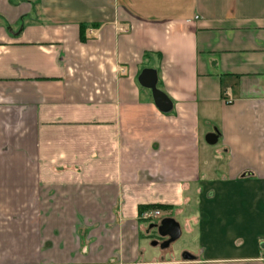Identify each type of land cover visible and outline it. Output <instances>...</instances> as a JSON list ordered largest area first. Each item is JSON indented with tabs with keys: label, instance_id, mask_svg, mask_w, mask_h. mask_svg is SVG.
<instances>
[{
	"label": "crops",
	"instance_id": "1",
	"mask_svg": "<svg viewBox=\"0 0 264 264\" xmlns=\"http://www.w3.org/2000/svg\"><path fill=\"white\" fill-rule=\"evenodd\" d=\"M0 264H264V0H0Z\"/></svg>",
	"mask_w": 264,
	"mask_h": 264
},
{
	"label": "water",
	"instance_id": "2",
	"mask_svg": "<svg viewBox=\"0 0 264 264\" xmlns=\"http://www.w3.org/2000/svg\"><path fill=\"white\" fill-rule=\"evenodd\" d=\"M138 83L141 87L149 89L153 102L157 109L163 113H167L171 109V101L169 98L157 88V75L155 70L144 69L138 76ZM217 140V136L213 133L207 134L205 141L209 145H213ZM153 228L157 235L165 240L159 244L161 249L167 248L172 242L180 237L179 224L172 218L166 217L160 220L158 224H154ZM157 242H152V246H156Z\"/></svg>",
	"mask_w": 264,
	"mask_h": 264
},
{
	"label": "built area",
	"instance_id": "3",
	"mask_svg": "<svg viewBox=\"0 0 264 264\" xmlns=\"http://www.w3.org/2000/svg\"><path fill=\"white\" fill-rule=\"evenodd\" d=\"M160 215V212L158 210H148L144 211L141 214V218L145 220H152L154 218H157Z\"/></svg>",
	"mask_w": 264,
	"mask_h": 264
},
{
	"label": "rangeland",
	"instance_id": "4",
	"mask_svg": "<svg viewBox=\"0 0 264 264\" xmlns=\"http://www.w3.org/2000/svg\"><path fill=\"white\" fill-rule=\"evenodd\" d=\"M152 238H156V235H152ZM160 241V240H159ZM182 247V239H178L177 241H175L174 243H172L170 245V249H172L173 251H178L180 252V249ZM154 250H157V252H160V248H154Z\"/></svg>",
	"mask_w": 264,
	"mask_h": 264
},
{
	"label": "flooded vegetation",
	"instance_id": "5",
	"mask_svg": "<svg viewBox=\"0 0 264 264\" xmlns=\"http://www.w3.org/2000/svg\"><path fill=\"white\" fill-rule=\"evenodd\" d=\"M155 239H157V241L160 240V243L163 242V241L165 240L164 238H161V237H159L158 235L156 236ZM183 255H184V254H183ZM183 255H182V256H183Z\"/></svg>",
	"mask_w": 264,
	"mask_h": 264
},
{
	"label": "trees",
	"instance_id": "6",
	"mask_svg": "<svg viewBox=\"0 0 264 264\" xmlns=\"http://www.w3.org/2000/svg\"><path fill=\"white\" fill-rule=\"evenodd\" d=\"M158 207V206H157Z\"/></svg>",
	"mask_w": 264,
	"mask_h": 264
}]
</instances>
